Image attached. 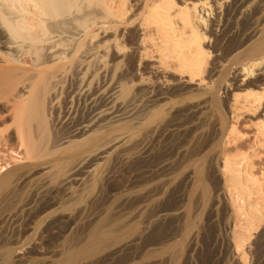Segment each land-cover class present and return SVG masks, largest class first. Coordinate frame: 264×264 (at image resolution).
Wrapping results in <instances>:
<instances>
[{
    "label": "bare ground",
    "instance_id": "6f19581e",
    "mask_svg": "<svg viewBox=\"0 0 264 264\" xmlns=\"http://www.w3.org/2000/svg\"><path fill=\"white\" fill-rule=\"evenodd\" d=\"M186 2L187 0H0V126L10 122L3 139L14 144V149L11 150L18 155L15 156L17 163L14 164L12 156L10 164V156L0 155V222L26 210L43 221L48 214L44 211L55 205L53 201L56 200L57 190L67 188L65 186L75 180V175L81 169L85 176L78 180L86 183L87 177L92 176L98 165L111 154L118 155L120 148L130 141V130L141 116L146 120L154 119L161 102L167 99V94L173 95L184 88L185 82L178 83L179 85L165 92L157 91L145 82L140 71L142 69H137L139 81L136 87L130 85L131 82L123 71L118 70V62H113L125 48L120 41L124 38V33L119 31L120 27H131L128 29L127 40L131 48L139 40L144 44L150 36L151 39L154 37L156 42H152V45L159 51L160 59L165 62L171 60L173 69L181 75L186 74L189 81L197 79L202 83L210 57V52L203 45L206 37L202 32V25H209L208 33L214 34L222 14L230 18L239 15L238 19L244 25L241 26V23L239 26L242 28L238 26L239 29L235 32L234 37L238 42L234 40L230 54L246 62L244 70L247 73L253 72L250 62L254 65L264 63V0H226L225 3L212 0V3H207L209 9L203 10L207 12V17L214 15V20L209 19L210 24L207 17L196 10L195 5L188 6ZM137 27H142V35H139ZM110 29L115 31L111 44V37L110 41L105 39ZM109 56L112 63L107 65L106 58ZM201 95L203 99L189 108L221 106L216 89L208 86L201 91ZM234 101H237L236 96ZM146 120L140 121L142 125ZM257 129L263 146L264 117ZM251 164L247 155L230 158L222 152L220 173L234 216L231 240L234 251L243 262L247 258L245 243L251 238L252 231H256L264 222V174L261 173V177L255 176ZM49 174L54 175V180H48L49 184L46 186V181L40 180ZM35 176L42 178L36 180ZM11 204L12 208H7ZM108 220L107 216L102 217L92 226V241L118 243L120 235L111 236L112 231L108 229L111 227H107ZM42 230L53 234L57 229L54 230L50 223ZM8 245H4L6 248L2 247L4 251L2 249L3 252L0 253V264H15L23 257L17 250L18 247ZM62 245L53 256L52 253L48 257L39 256L41 263L75 264L82 258H90L89 247L75 248L78 245L74 247L70 241ZM123 248L124 244L118 247L116 245L117 250ZM35 260L33 264H37Z\"/></svg>",
    "mask_w": 264,
    "mask_h": 264
},
{
    "label": "rangeland",
    "instance_id": "374dc122",
    "mask_svg": "<svg viewBox=\"0 0 264 264\" xmlns=\"http://www.w3.org/2000/svg\"><path fill=\"white\" fill-rule=\"evenodd\" d=\"M195 1L187 0L186 4L195 5L196 10L207 17V12L203 10L209 9L207 3H212V0ZM130 14L131 12L128 13ZM238 17L239 15L230 18L222 14L218 21V33L214 34L208 33L209 25H202L201 29L206 37L203 45L210 52L202 83L197 79L189 81L186 74L181 75L173 69L171 60L165 62L160 59L159 51L152 45V42H156L154 37L152 41L150 36L144 44L139 40L131 48L130 42L127 43L131 27H120L119 31L124 33V38L120 41L125 48L113 62H118V70L123 71L131 82L130 85L135 88L138 84L137 69H142L140 71L145 82L157 91L165 92L184 82L186 85L175 92L176 95L173 93L174 96L167 94V99L161 102L154 119L146 120L139 116L141 120L138 119V123L130 130V141L120 148L118 155L113 153L106 162L98 165L91 178L87 177L86 183L78 180L85 176L81 169L75 175V180L78 181H70L65 186L67 188L57 190V201L54 199L55 205L44 211L48 214L43 221L26 210L16 215L13 213L3 223L0 222V253L7 247L4 245L9 244L18 247L17 250L22 253V261L19 260L18 263L33 264L36 259L37 264H42L41 256L48 257L51 253L53 256L62 244L70 241L74 247L78 245L75 248L91 249L90 261L82 258L75 264H264V222L256 231H252L251 238L244 245L246 262L233 249L231 228L234 216L220 173L221 156L224 152L230 158L247 155L252 163L253 174L260 177L261 173L264 174V145L261 144L262 138L257 129L264 117V63L254 65L250 62L253 72L247 73L244 70L246 62L230 54L237 40L235 32L244 25ZM209 19L214 20V15L207 17L208 24ZM137 28L139 35H142V27ZM111 30L114 29L106 33L107 41L110 37L111 40L114 39L115 31ZM105 39L102 37V40ZM109 59L110 56L106 58L107 65L112 63V59L111 62ZM258 77L261 79L257 80ZM208 86L216 89L221 106L189 108L203 99L201 91ZM235 96L237 101H234ZM143 120H146L144 125L141 123ZM7 122L9 124L0 126V155L10 156L11 160L6 158L10 164L15 159L12 161L14 164L17 163L15 156H18L11 150L14 149V144L3 139L5 129L10 125ZM114 154L116 155L113 156ZM35 177L36 180L42 178ZM43 179L40 181H46L48 186V180L53 181L54 175L49 174ZM7 208H12V204ZM106 216L111 236L120 235L118 243L112 241L115 245L111 242L103 244L92 241V226ZM50 223L54 230L57 229L56 233L49 234L42 230ZM123 244L125 251L116 249V245L118 247Z\"/></svg>",
    "mask_w": 264,
    "mask_h": 264
}]
</instances>
